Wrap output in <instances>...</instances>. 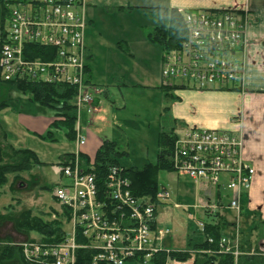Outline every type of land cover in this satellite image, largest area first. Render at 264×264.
<instances>
[{
    "label": "built area",
    "instance_id": "obj_1",
    "mask_svg": "<svg viewBox=\"0 0 264 264\" xmlns=\"http://www.w3.org/2000/svg\"><path fill=\"white\" fill-rule=\"evenodd\" d=\"M7 3L9 30L0 49V78L66 84L77 90L78 115L82 107L93 108V94L86 83L84 43L88 1L7 0ZM248 20L246 10L185 12L187 38L179 49L163 56L167 84L174 78L186 82L184 87L199 91L240 86L244 65L239 55L247 47ZM31 44L50 51H46L45 58H30L27 49ZM77 141L79 147L86 143L79 135ZM244 146L245 137L240 132L188 128L176 139L172 154L173 169L198 181L205 190L202 208L211 214L233 213L234 230L218 238L213 252H206L232 256L235 264L245 254L241 250V200L256 176L255 167L244 156ZM60 172L68 183L57 186L54 197L60 205L66 236L56 244L19 243L27 264H77V251L81 248L96 251L93 264H129L136 259L146 264L160 252H171L163 246L171 231L152 226L155 203L136 198L121 169H111L101 189L95 174L83 167L77 152L62 164ZM226 190L231 195H225ZM157 200L166 203L172 200V195L163 189ZM175 207L181 205L175 203ZM198 224L204 234L205 222ZM79 237L87 242L79 243ZM209 241L216 243L210 237ZM248 254L255 252L251 250ZM166 264H195V260L192 256Z\"/></svg>",
    "mask_w": 264,
    "mask_h": 264
},
{
    "label": "rangeland",
    "instance_id": "obj_2",
    "mask_svg": "<svg viewBox=\"0 0 264 264\" xmlns=\"http://www.w3.org/2000/svg\"><path fill=\"white\" fill-rule=\"evenodd\" d=\"M87 1L90 5L85 11L86 18L91 24L85 30L84 43L91 57L86 62L93 71V84L99 91L94 97L99 104L94 108L82 107L79 112L78 135L85 138L86 145L79 147L77 139H70L64 128H50L55 110L32 102L30 93H21L0 82V104L8 103L7 107L0 106V139L8 135V143L33 150L43 162L27 173L10 176L8 184L2 188L0 211L6 212L14 205L16 212L31 209L35 215L51 220L52 215L48 214L57 209L54 189L68 183L57 170L62 156L84 151L94 159L107 139L117 143L124 153V167L156 164L159 134L174 124L171 104L175 100L170 94L180 96L184 90H165V86L187 84L174 78L167 84L163 76V49L148 38L159 21L151 17V10L134 7L137 0ZM120 7L125 9L120 10ZM6 23L8 31L9 21ZM1 24L0 3V28ZM174 125L178 130L182 128L180 124ZM48 132H53L52 138L48 137ZM9 154L12 153L8 150L4 153L7 162L14 161ZM22 181L25 187L20 188ZM159 186L172 195L171 201L156 208L158 228L171 231L163 246L186 250L190 239L198 240L203 236L198 221L211 220L200 208L201 200L206 199L205 190L186 174L169 171L160 173ZM225 195L231 192L226 190ZM176 202L180 208L175 207ZM0 235L14 236L13 225L7 223L0 227ZM31 236L40 239L36 232ZM258 238L255 233L260 246Z\"/></svg>",
    "mask_w": 264,
    "mask_h": 264
},
{
    "label": "trees",
    "instance_id": "obj_3",
    "mask_svg": "<svg viewBox=\"0 0 264 264\" xmlns=\"http://www.w3.org/2000/svg\"><path fill=\"white\" fill-rule=\"evenodd\" d=\"M2 7V24L0 33V47L5 43L7 36L6 22L9 21V6L7 0H0ZM124 10V7H120ZM130 9V8H129ZM146 9V8H145ZM151 10L152 18L158 20V25L148 34L151 42L160 45L163 53L179 49L184 40L187 38V26L184 21L183 11L175 8H148ZM91 22H88V25ZM28 56L30 58H45L46 51L50 48L40 47L35 44L28 46ZM54 52V50H51ZM27 55V54H26ZM90 57V56H89ZM88 57V58H89ZM91 68L86 65V73L89 75V81L92 80L90 74ZM3 80L0 79V82ZM87 80V84L89 83ZM4 83L13 86L17 91L31 94V101L41 106L56 111L50 128L54 130L66 129L67 136L74 140L77 137L76 124L78 113L73 101L76 97L77 90L75 87L66 84H48L38 81H4ZM178 90L183 87L175 86L173 88H165V90ZM167 95L169 93L167 92ZM174 100L179 97L170 94ZM1 107H7V102H2ZM174 124L175 121L172 119ZM170 126L166 131H161L158 138V155L156 164H148L144 167H124L122 160L124 153L119 150L117 143L104 140L96 152L94 159L87 154L80 153V161L87 171H92L96 176L97 185L102 189L103 183L107 179L109 172L113 168L121 169L130 181L132 194L139 199L149 200L155 203L156 208L164 205L163 202L157 200L158 193L165 189L159 186V175L162 171L176 172L172 165V154L176 139L179 137L178 129L175 125ZM0 139V196H2V188L5 187L10 176H18L27 173L34 167L43 164L38 155L29 149H17L11 143L6 141L7 135H2ZM48 137H53V132H48ZM13 157L14 161L7 162L4 156L5 151ZM73 158V154H67L61 157L62 161H69ZM92 167V168H91ZM18 179L16 178V181ZM14 205H10L7 211H0V227L7 223L13 225L14 231L26 237V241H44L50 243H58L66 236L64 230L63 215H59V219L46 220L42 216L35 215L33 210L27 209L22 211H14ZM11 209V210H10ZM228 214V212H226ZM154 213L153 227H158L157 219ZM227 214L220 211L210 213L206 211V216L211 220L205 222V232L202 238L198 240L190 239L188 249L185 251H171L170 253L160 252L150 258L146 264H166L171 260H187L191 258V251H195V264H235L232 256L210 254L217 248V241L222 235L230 234L234 230V223L228 218ZM242 218L241 222V250L243 253L238 257L236 264H264V255L260 254V246L255 240V233L259 234L260 225L264 221ZM255 224L251 228L249 226ZM256 222L258 224H256ZM256 226V227H255ZM80 230V229H79ZM33 232L40 235V239L31 236ZM209 237L213 238L216 243H210ZM13 238H0V264H27L24 261L22 249L17 245ZM79 243H86L87 240L79 237ZM252 249L258 254H248ZM211 251V252H206ZM96 251L89 248H81L77 251V264H93ZM99 264H108L101 262ZM129 264H143L140 260H130Z\"/></svg>",
    "mask_w": 264,
    "mask_h": 264
},
{
    "label": "crops",
    "instance_id": "obj_4",
    "mask_svg": "<svg viewBox=\"0 0 264 264\" xmlns=\"http://www.w3.org/2000/svg\"><path fill=\"white\" fill-rule=\"evenodd\" d=\"M135 6L142 9L175 8L180 11L224 9L248 11L247 47L245 53L239 55L244 65L240 89L202 92L182 89L184 91L178 96L179 99L171 104L174 107L172 119L181 125V129L199 127L241 132L245 135L244 156L255 167L257 174L251 188L241 200L242 211L244 218L251 222V217L264 221V0H137ZM88 55L91 57L90 53ZM92 72L91 69V85L97 89L93 84ZM98 104L99 101L96 99L95 105ZM13 146L23 149L14 144ZM60 162L61 158L57 168L59 173ZM23 182H20V188L25 187ZM26 185L28 186V182ZM56 205L57 209L51 210L48 215L59 210L58 203ZM250 225L252 228L255 224L249 222ZM258 231L260 248L264 250V224L260 225ZM14 233L11 238L19 241L26 239L24 235L15 231ZM0 238L7 237L0 235Z\"/></svg>",
    "mask_w": 264,
    "mask_h": 264
}]
</instances>
